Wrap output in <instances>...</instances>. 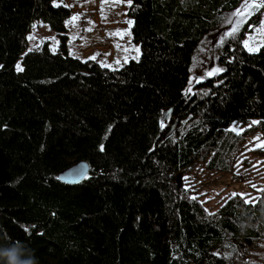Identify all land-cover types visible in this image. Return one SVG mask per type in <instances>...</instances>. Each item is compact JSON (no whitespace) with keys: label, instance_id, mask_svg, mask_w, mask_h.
<instances>
[{"label":"trees","instance_id":"trees-1","mask_svg":"<svg viewBox=\"0 0 264 264\" xmlns=\"http://www.w3.org/2000/svg\"><path fill=\"white\" fill-rule=\"evenodd\" d=\"M240 2L131 0L140 54L110 68L68 53L66 4L0 0V252L22 241L20 264L28 247L37 264H264V147L247 140L264 137V43L242 44L264 0L225 38L221 70L188 88L198 42ZM35 19L55 49L28 47ZM77 160L82 178L58 177ZM199 171L259 187L206 207Z\"/></svg>","mask_w":264,"mask_h":264},{"label":"rangeland","instance_id":"rangeland-1","mask_svg":"<svg viewBox=\"0 0 264 264\" xmlns=\"http://www.w3.org/2000/svg\"><path fill=\"white\" fill-rule=\"evenodd\" d=\"M69 6L70 16L65 21L67 27L68 53L81 59L91 58L110 68L119 67L129 59H136L140 54L138 44L131 39V19L127 15L129 0H54ZM261 0H241L232 11L222 15L217 28L208 31L198 42L191 60V75L188 88L202 77L211 76L221 70L217 62L219 48L233 29L237 30L245 19L256 9L247 8L246 4L260 5ZM239 11L244 15H237ZM28 47L46 40L55 49L58 37L47 23L35 19L26 34ZM264 43V11L259 23L251 26L244 33L242 44L249 51L258 49ZM16 67H20L18 63ZM238 129V127H236ZM250 145L264 144V137L255 132L247 137ZM259 158H256L258 161ZM264 164V161L261 162ZM264 175V172H263ZM190 183L196 191L202 193L206 207L215 208L227 194L239 193L247 199L254 197L259 184H247L232 178L228 172L213 173L199 171L189 175ZM264 184V176L258 179Z\"/></svg>","mask_w":264,"mask_h":264},{"label":"water","instance_id":"water-1","mask_svg":"<svg viewBox=\"0 0 264 264\" xmlns=\"http://www.w3.org/2000/svg\"><path fill=\"white\" fill-rule=\"evenodd\" d=\"M88 171V165L84 160L73 162L68 167L60 170L58 176L65 181H77Z\"/></svg>","mask_w":264,"mask_h":264},{"label":"clouds","instance_id":"clouds-1","mask_svg":"<svg viewBox=\"0 0 264 264\" xmlns=\"http://www.w3.org/2000/svg\"><path fill=\"white\" fill-rule=\"evenodd\" d=\"M12 244L13 246L11 248H7L4 251L0 252V255L6 257V264H20V262L18 261L17 254H16L15 245L16 244L26 245V244L22 241H15V242H12ZM28 249L31 252V257H30V260L27 262V264H37V260L33 254V251L29 247Z\"/></svg>","mask_w":264,"mask_h":264},{"label":"snow or ice","instance_id":"snow-or-ice-1","mask_svg":"<svg viewBox=\"0 0 264 264\" xmlns=\"http://www.w3.org/2000/svg\"><path fill=\"white\" fill-rule=\"evenodd\" d=\"M131 2V0H129V3ZM261 5H257V4H246V9L247 8H256V7H260ZM237 15H244L245 12L239 11L236 13ZM235 31V29H233V32ZM231 33H229L230 35ZM250 50H256V49H250ZM253 123H257V122H253ZM260 147H264V144L259 145Z\"/></svg>","mask_w":264,"mask_h":264},{"label":"bare ground","instance_id":"bare-ground-1","mask_svg":"<svg viewBox=\"0 0 264 264\" xmlns=\"http://www.w3.org/2000/svg\"><path fill=\"white\" fill-rule=\"evenodd\" d=\"M77 161H78V160H77ZM75 162H76V161H75ZM86 163H87V162H86ZM70 165H71V164H70ZM87 165H88V164H87ZM67 167H68V166H67ZM87 172H88V171H87ZM87 172H86V173H87ZM58 177H59V176H58ZM59 178H60V177H59ZM81 178H82V177H81ZM62 180H63V179H62Z\"/></svg>","mask_w":264,"mask_h":264}]
</instances>
